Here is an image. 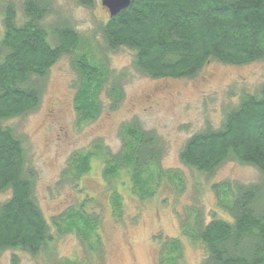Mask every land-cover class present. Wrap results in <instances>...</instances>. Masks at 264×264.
I'll use <instances>...</instances> for the list:
<instances>
[{
	"label": "trees",
	"instance_id": "obj_1",
	"mask_svg": "<svg viewBox=\"0 0 264 264\" xmlns=\"http://www.w3.org/2000/svg\"><path fill=\"white\" fill-rule=\"evenodd\" d=\"M75 1L86 8L93 5V0ZM51 12L50 0H22V21L18 22L11 3L3 8L0 123L38 106L48 71L62 55L72 57L80 80L75 106L82 120L97 116L102 90L114 107L122 99L124 74L110 70L105 61H93L88 40L84 43L68 26H47ZM99 33L108 52L125 48L134 53L132 66L139 74L151 79H188L213 61L238 66L264 61V0H130L126 9L109 16ZM94 150L100 152V147ZM104 153V177H114L120 169L130 171L140 199L152 193L142 188L144 182L180 180L176 173L158 168L163 151L157 137L136 125L124 128L116 154ZM91 157L88 153L74 159L76 177L85 174ZM180 159L208 175L233 161L252 166L264 176V85L256 95H243L219 129L207 128L191 136ZM213 190L229 220L212 215L206 222L203 212L194 209L180 217L182 236L205 247L201 264H264V183L232 187L222 183ZM4 191L10 192V198L0 204V251L20 250L35 256L55 234L33 199V175L24 173L21 142L11 129L0 125V192ZM111 197L113 210H119V195ZM99 222L98 215L80 208L68 210L52 224L56 233L74 232L92 260L91 256H101ZM162 250L167 256L161 257L160 264H181L178 241L165 243Z\"/></svg>",
	"mask_w": 264,
	"mask_h": 264
},
{
	"label": "rangeland",
	"instance_id": "obj_2",
	"mask_svg": "<svg viewBox=\"0 0 264 264\" xmlns=\"http://www.w3.org/2000/svg\"><path fill=\"white\" fill-rule=\"evenodd\" d=\"M101 1L93 0L92 7L86 8L75 0H50L52 12L45 24L68 26L84 43L88 40L93 61H105L110 70L123 73L122 99L114 107L102 90L97 116L82 120L75 106L80 80L72 57L62 55L48 71L38 106L0 123L22 144L24 173L33 175V199L55 234L35 256L20 250L0 251V264H160L167 256L163 245L172 240L179 243L181 264H201L205 247L182 236L180 217L194 209L203 212L206 222L212 215L229 220L218 205L213 186L264 183V176L249 165L228 161L208 175L185 166L180 159L191 136L207 128L219 129L243 95L258 94L264 85V61L241 66L213 61L188 79L145 77L132 66L133 52L105 49L99 31L109 15ZM9 3L18 22L22 21V0H0V39L3 8ZM133 125L154 133L163 151L158 168L174 172L180 179L144 182L142 188L152 191L145 199L136 194L130 171L120 169L114 177H104V150L116 154L122 147L124 128ZM88 153L92 154L88 170L76 177L74 159ZM113 194L119 195L117 211L112 206ZM8 198L9 191L0 192V204ZM80 208L100 219V258L91 256L89 260L74 232L56 233L52 224L68 210Z\"/></svg>",
	"mask_w": 264,
	"mask_h": 264
},
{
	"label": "water",
	"instance_id": "obj_3",
	"mask_svg": "<svg viewBox=\"0 0 264 264\" xmlns=\"http://www.w3.org/2000/svg\"><path fill=\"white\" fill-rule=\"evenodd\" d=\"M101 5L108 11L110 17H114L130 5V0H102Z\"/></svg>",
	"mask_w": 264,
	"mask_h": 264
}]
</instances>
